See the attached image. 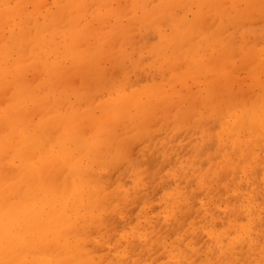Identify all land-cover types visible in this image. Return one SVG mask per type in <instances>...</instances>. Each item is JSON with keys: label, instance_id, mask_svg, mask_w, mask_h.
Wrapping results in <instances>:
<instances>
[{"label": "bare ground", "instance_id": "obj_1", "mask_svg": "<svg viewBox=\"0 0 264 264\" xmlns=\"http://www.w3.org/2000/svg\"><path fill=\"white\" fill-rule=\"evenodd\" d=\"M60 13L42 23L53 28ZM258 22L234 11L195 31L189 21L157 27L127 57L141 86L131 89L128 64L113 73L121 114L96 132L82 124L68 66L57 64L42 86L17 74L0 104V264H264V93L237 106L209 92L223 78L214 51L238 54L236 41L264 40ZM84 32L70 22L54 31L65 59L77 57ZM165 66L173 80L144 85ZM11 68L21 70L17 59L0 58V87ZM194 75L204 102L195 113L176 87ZM154 92L165 111L158 119ZM41 107L47 114L29 116Z\"/></svg>", "mask_w": 264, "mask_h": 264}, {"label": "rangeland", "instance_id": "obj_2", "mask_svg": "<svg viewBox=\"0 0 264 264\" xmlns=\"http://www.w3.org/2000/svg\"><path fill=\"white\" fill-rule=\"evenodd\" d=\"M206 1L199 14L200 0H168L160 9L155 8L159 0H0V58L6 61L7 65L17 59L21 69L11 68L13 76H7L9 84L5 83L0 87V104L5 105L11 97L10 88H13L17 74L24 77L30 85L42 86L50 79V74L57 64L68 66L69 80L82 95L77 107L82 116V124L85 129L96 132L103 126L101 124L112 122L121 114L117 110L119 103H112L115 98L111 97L115 88L112 79L116 76L113 73L121 65L128 64L127 78L131 89L135 90L141 86L132 80L135 79L136 68L127 57L131 50L143 46L144 42L148 44L153 41L152 36L158 34L156 30L162 31L174 22L189 21L195 31L211 24L213 20L220 19L223 13L234 11L248 12L250 18L252 16L255 20L259 19L258 23L264 21L261 20L264 18V0ZM57 4L61 6L58 11ZM52 11L62 12L53 20V28L42 23L46 17L45 13ZM197 15L200 17L197 18ZM21 20L24 21L22 24ZM69 22L74 24L76 32L85 30L78 36L81 37L76 46L78 55L73 61L65 59V56H68L65 43L52 37L54 31L62 32ZM15 34L24 38L23 45ZM83 35L85 36L82 37ZM41 41L43 47H40ZM255 41L256 39L251 37L248 41H236L234 47L240 51L238 54L214 51L213 57L219 77L223 76L218 80L222 92L219 87H213L209 89L210 95L214 97L217 92L220 98L227 101L236 97L237 100L233 104L237 106H240L237 103H250L261 97L264 93L261 91V87H264V40ZM150 48L151 46L148 50ZM2 70L5 69H0ZM197 79L199 77L194 75L182 77L176 82V87L178 83H183L180 88L177 87L181 97L193 100L194 113L201 110L204 103L199 97L202 80L193 82ZM162 80H173L167 66L161 76L154 79L149 77L144 85L161 83ZM110 82L112 83L109 84ZM227 83L229 87L226 86ZM168 91L169 94L174 93L170 89ZM152 96L157 109L154 119H158L165 111L159 104V93L154 92ZM179 103L173 110L177 109ZM28 114L38 119L47 114V111L41 107ZM158 128L160 127H155V130ZM233 163H237V159ZM228 180L232 183L231 179Z\"/></svg>", "mask_w": 264, "mask_h": 264}]
</instances>
